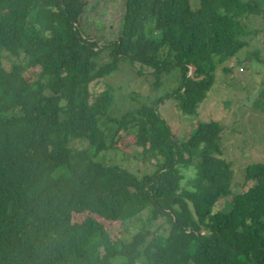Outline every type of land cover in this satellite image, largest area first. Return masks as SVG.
I'll use <instances>...</instances> for the list:
<instances>
[{
	"label": "trees",
	"instance_id": "1",
	"mask_svg": "<svg viewBox=\"0 0 264 264\" xmlns=\"http://www.w3.org/2000/svg\"><path fill=\"white\" fill-rule=\"evenodd\" d=\"M93 2L0 0V264H264V162L234 191L221 122L177 136L157 108L196 114L219 68L244 65L236 56L258 31L246 19L264 25V0H121L113 34L106 2L108 31L91 37ZM124 64L152 69L154 88L175 85L115 117L112 89L93 85ZM130 145L151 172L96 159ZM189 165L197 175L181 186ZM135 220L129 237L112 234Z\"/></svg>",
	"mask_w": 264,
	"mask_h": 264
},
{
	"label": "rangeland",
	"instance_id": "2",
	"mask_svg": "<svg viewBox=\"0 0 264 264\" xmlns=\"http://www.w3.org/2000/svg\"><path fill=\"white\" fill-rule=\"evenodd\" d=\"M96 1L93 2L94 10L86 8L84 13L87 25L84 33H89L92 35L91 37L97 33L103 34L108 31V24L101 27L103 24L101 20L108 18V16L99 14V11L102 4L113 3V0ZM119 2L121 0L113 3L112 7L107 8L104 13L107 14L109 11L110 19L108 20L114 21L113 29L110 26L111 32L109 34L114 33V27L121 16V4ZM247 18L246 25L248 28L258 29V31L253 36L250 35L248 46L242 48L236 56V59L239 58L244 62V65L234 64L230 73L219 68L216 81L208 92L207 98L200 104L196 114L182 113L174 100H165L157 107L158 112L162 114L177 136H183L186 131L190 132L197 120L215 119L221 122L223 125V156L233 162L232 188L234 191L247 189L248 185L245 186L242 183L243 169L246 165L264 162V110L262 102L264 98L261 96L264 94V25L260 16L249 15ZM83 27L84 25L82 29H84ZM101 28L102 30H100ZM255 51L261 60L255 58ZM105 59L107 57L103 54L100 60L98 58V63ZM140 67L138 64L120 65L116 72L93 85L95 94L108 87L112 89L114 101L109 112L115 117H119L127 110L136 108L149 100L152 102L154 98L161 96L175 85L173 78H166L164 85L154 88L152 69ZM239 67H242L243 71ZM255 100L259 103L258 106L254 104ZM111 125L114 126V124ZM121 137L127 139L124 132H121ZM128 138L131 137L128 136ZM82 143L77 142L75 144L81 146ZM137 150L140 151L134 145L124 146V149L118 150L109 149L101 152L96 159L104 164H118L139 174L151 172L154 169V161L138 160L137 155L135 156ZM188 183L189 181L185 185L187 186ZM230 200V197L221 198L219 206L227 207ZM144 215L145 213L142 214V217ZM83 217L84 214H74L73 220H81ZM141 225L140 220H135L130 225L123 227L118 224L112 230V234L115 235L116 232H120L123 236L129 237ZM105 226L107 227L108 223Z\"/></svg>",
	"mask_w": 264,
	"mask_h": 264
},
{
	"label": "clouds",
	"instance_id": "3",
	"mask_svg": "<svg viewBox=\"0 0 264 264\" xmlns=\"http://www.w3.org/2000/svg\"><path fill=\"white\" fill-rule=\"evenodd\" d=\"M197 168L194 165H189L186 169L183 167L179 168V172L184 176V179L180 181V185L184 186L188 180H194L197 175ZM189 190H192L189 186Z\"/></svg>",
	"mask_w": 264,
	"mask_h": 264
}]
</instances>
